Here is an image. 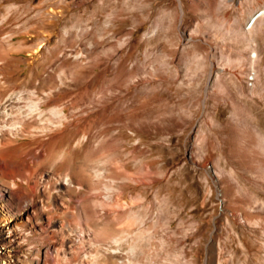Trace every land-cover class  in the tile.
Wrapping results in <instances>:
<instances>
[{
    "label": "rangeland",
    "instance_id": "rangeland-1",
    "mask_svg": "<svg viewBox=\"0 0 264 264\" xmlns=\"http://www.w3.org/2000/svg\"><path fill=\"white\" fill-rule=\"evenodd\" d=\"M5 112L0 264H264V0H0Z\"/></svg>",
    "mask_w": 264,
    "mask_h": 264
},
{
    "label": "bare ground",
    "instance_id": "bare-ground-1",
    "mask_svg": "<svg viewBox=\"0 0 264 264\" xmlns=\"http://www.w3.org/2000/svg\"><path fill=\"white\" fill-rule=\"evenodd\" d=\"M2 117H0L1 121L3 122V125L1 127V130L2 132H4V136L3 138L1 139L0 138V144L4 145V146H9L12 142H13V135H14V132L16 131H19L20 129L22 130L24 127L28 126V123L27 122H21L19 125H14V122H13V118H14V114L12 112H5V114L3 115H0ZM26 129V128H24ZM18 133V132H17ZM2 134V133H1ZM16 134V133H15ZM17 135V134H16ZM15 136V135H14ZM16 143V142H14ZM1 145V147H2ZM6 148V147H5ZM4 149V148H3ZM2 149V150H3ZM4 154V153H3ZM2 154V155H3ZM1 153H0V176H5V177H16V176H24L25 175V171H27L28 167H25V166H12L11 169H7V164L3 158L6 157L5 155L2 156ZM6 161H7V158H6ZM32 166V165H31ZM37 171V170H35ZM28 173V172H27ZM30 173V172H29ZM35 173V172H34ZM27 177V176H26ZM34 178V177H31V179ZM21 179V178H20ZM23 179V178H22ZM30 179V180H31ZM28 180V179H27ZM26 180V181H27ZM24 181V180H23ZM39 181V180H37ZM28 182V181H27ZM30 182V181H29ZM26 183V182H25ZM39 184V183H38ZM18 185V184H17ZM14 186H16L15 184V180L13 179V182L12 184H10V186L6 185L5 183H3L1 181V178H0V209H5L6 211H11L12 212V208H11V199L13 197V190L15 189ZM14 188V189H13ZM17 190V189H15ZM25 191V190H24ZM18 192V191H17ZM20 194V193H18ZM30 195V194H29ZM24 197V196H22ZM36 198V197H35ZM21 199V198H20ZM23 199V198H22ZM25 201V200H24ZM23 202V200H22ZM36 203H38L36 201ZM34 205V198H30V200H26L25 203L21 204L20 209H19V221L22 222V221H25V217H29V214H30V210L33 208ZM41 208V207H40ZM35 209V208H34ZM43 210V209H42ZM34 211V210H32ZM33 213V212H32ZM36 213V212H35ZM49 216V214H48ZM46 216V217H48ZM33 218V217H32ZM28 219V218H26ZM29 220V219H28ZM53 220V219H52ZM29 222V221H28ZM52 222V221H50ZM23 225V224H22ZM43 225V224H42ZM17 226V224H16ZM30 227V226H29ZM44 227H39V230L43 231ZM52 233H56L57 231L56 230H52L51 231ZM56 241V240H55ZM74 244V243H73ZM72 245V244H71ZM56 251V250H55ZM54 251V252H55ZM59 251V250H58ZM57 253V252H56ZM73 253V252H72ZM100 254V253H99ZM78 256V255H77ZM72 257V255H71ZM79 257V256H78ZM70 258V257H68ZM81 258V257H80ZM83 260V259H82ZM80 261V260H79ZM115 261V259L113 260ZM70 262V261H69ZM71 263H73L71 261ZM70 264V263H69ZM74 264V263H73ZM78 264V263H77Z\"/></svg>",
    "mask_w": 264,
    "mask_h": 264
}]
</instances>
